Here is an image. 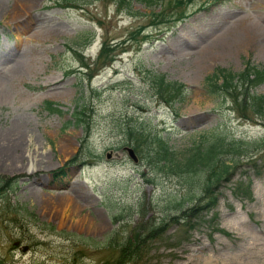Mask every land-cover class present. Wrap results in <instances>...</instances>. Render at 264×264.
Returning <instances> with one entry per match:
<instances>
[{
	"label": "rangeland",
	"instance_id": "obj_1",
	"mask_svg": "<svg viewBox=\"0 0 264 264\" xmlns=\"http://www.w3.org/2000/svg\"><path fill=\"white\" fill-rule=\"evenodd\" d=\"M157 12L143 0L119 13L110 0H35L30 7L0 0V131L23 130L32 139L25 154L43 153L47 162L33 174L30 163L23 173L0 167V182L11 183L0 186V264H100L132 233L191 205L201 171L189 177L136 152L134 162L123 133L133 123L161 136L179 160L214 131L264 142V120L241 118L230 97L215 101L205 85L216 68L237 74L248 60L264 67V0H192L187 18L172 25H152ZM139 27L144 42L132 38ZM105 40L119 44L115 61L90 83L79 69L94 63ZM82 48L81 62L74 51ZM29 49L39 54L36 65L16 74L13 59ZM150 73L186 85L184 102L157 99ZM54 82L58 88L46 91ZM253 91L264 95V83ZM77 107L86 111L87 136L74 123ZM244 172L219 184L213 211L188 228L166 226L137 264H264V172L249 195L234 196ZM72 192L89 198L76 215L71 205L60 215L57 205Z\"/></svg>",
	"mask_w": 264,
	"mask_h": 264
},
{
	"label": "trees",
	"instance_id": "obj_2",
	"mask_svg": "<svg viewBox=\"0 0 264 264\" xmlns=\"http://www.w3.org/2000/svg\"><path fill=\"white\" fill-rule=\"evenodd\" d=\"M110 1L116 4L117 11L127 10L130 12L135 0ZM143 1L149 5L159 6V12L152 13L151 16V24L154 26L171 24L173 21L184 19L186 16L184 7L192 3V0ZM215 1L218 2L219 0ZM143 30V27H139L132 34L134 41H138L136 36H139ZM147 37V35H141L140 41H145ZM116 46L108 42L102 44L95 64L96 72L113 62ZM75 52L77 53V50ZM84 69L88 70L89 65L84 64ZM149 75L154 96L160 99L162 103L172 106L174 103L183 102L187 92L183 84L168 82L163 75ZM93 76L89 75V79ZM262 83H264V68L258 69L250 61H246L244 69L237 74L217 68L214 74L205 79L208 95L215 101H220L223 96L230 97L236 106L234 110L245 120H252V117L264 120V95H257L253 92V89ZM240 97L247 102L245 103L246 107L240 108L238 102ZM46 105L48 109H55L52 108L51 105L53 104L51 103ZM72 115L74 123L82 127L84 135L87 136L89 123L86 120V111L77 107ZM123 133L124 137L131 142L136 154L140 158L146 159L148 163L154 165L170 164L171 170L182 171L189 177L196 176L201 171V186L197 197L191 200L189 207L177 215L167 217L160 223L149 226L148 231L144 234L132 233L131 238L124 241L115 253L109 255L100 264H137L141 260L143 247L153 241L159 233H164L165 230L163 229L170 226V223L182 224L188 228L191 223L197 219L200 220L199 218L204 213L212 211L217 206L219 184L222 181H227L235 170L244 169L246 182L244 187L240 186L238 194L234 196L249 195L250 175L260 177L264 171V142L259 140L235 139L226 133L214 131L209 140L195 145L184 159L179 160L163 138L153 131L147 130L143 123H133L127 126ZM3 185L9 188L11 183L0 182V186ZM1 194H3L2 187H0ZM19 211L23 213L25 210L20 209ZM16 213L19 216L18 210ZM33 218L37 220L35 217Z\"/></svg>",
	"mask_w": 264,
	"mask_h": 264
},
{
	"label": "bare ground",
	"instance_id": "obj_3",
	"mask_svg": "<svg viewBox=\"0 0 264 264\" xmlns=\"http://www.w3.org/2000/svg\"><path fill=\"white\" fill-rule=\"evenodd\" d=\"M21 1L23 2V6L25 7H30L35 2V0ZM35 51L34 49L25 50L13 59V70L14 72H16V74L34 68L39 57L38 52ZM58 86L59 85H57V82H54L50 85H45L44 88L46 91L52 89L56 90ZM54 97L62 98L63 96L60 93H55ZM24 135L25 134L23 130H20L19 128H14L5 132L0 131V167L9 168L13 171L23 173L26 171V165L30 163V169L28 170V172H30V174H33V172H35L40 165H45L47 162L44 161L45 156L43 155V153H41V155H38L36 151V153L34 152L35 155L32 156H30V153H28V155L25 154V151L28 149V146H30L29 143L30 141H32V139L29 136H27V138ZM36 156L38 157L36 158ZM72 194V196H68L67 200L57 205V210L60 211V215L66 214V210L69 205L72 206V210L70 212L73 215H76L77 211H79V207H83L84 205H81L79 202L87 201V198H89L87 195H79L77 192H72ZM35 200L37 202H40L39 197L36 195ZM85 221L86 216L84 215L77 222L83 223Z\"/></svg>",
	"mask_w": 264,
	"mask_h": 264
},
{
	"label": "water",
	"instance_id": "obj_4",
	"mask_svg": "<svg viewBox=\"0 0 264 264\" xmlns=\"http://www.w3.org/2000/svg\"><path fill=\"white\" fill-rule=\"evenodd\" d=\"M127 151H128L129 156H130L134 161H136V157H135L133 151H132L131 149H127ZM110 157H111V155L108 154V155H107V158L109 159Z\"/></svg>",
	"mask_w": 264,
	"mask_h": 264
}]
</instances>
